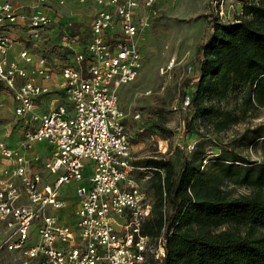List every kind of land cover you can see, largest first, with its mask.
<instances>
[{"label": "built area", "instance_id": "built-area-1", "mask_svg": "<svg viewBox=\"0 0 264 264\" xmlns=\"http://www.w3.org/2000/svg\"><path fill=\"white\" fill-rule=\"evenodd\" d=\"M77 1L96 4L89 36L82 51L69 44L72 53L61 60L43 45L56 25L47 0H34L28 10L18 0H0V84L12 93L15 115L29 121L18 147L0 142V155L10 160L0 172V254L19 253L13 264L162 262L164 235L143 234L152 204L135 176L140 167L120 101L121 89L140 76L139 38L158 16L159 0ZM14 29L18 41L10 36ZM190 102L188 93L183 108ZM39 143L48 145V157L37 151ZM64 187L75 197L70 223L60 217L68 207ZM36 229L38 241L29 245Z\"/></svg>", "mask_w": 264, "mask_h": 264}, {"label": "trees", "instance_id": "trees-1", "mask_svg": "<svg viewBox=\"0 0 264 264\" xmlns=\"http://www.w3.org/2000/svg\"><path fill=\"white\" fill-rule=\"evenodd\" d=\"M240 1L243 13L235 20H209L192 60L194 76L186 79L191 102L182 116L187 132L199 138L192 154L185 140L178 169L164 155L134 160L152 172V213L143 234L166 239L163 261L146 264H264V159L239 150L264 148V122L252 123L264 110V0ZM49 48L55 56L72 53ZM124 123L133 141L136 123ZM240 124L247 126L215 144L219 150L210 156L207 143ZM237 186L247 191L237 194Z\"/></svg>", "mask_w": 264, "mask_h": 264}, {"label": "rangeland", "instance_id": "rangeland-1", "mask_svg": "<svg viewBox=\"0 0 264 264\" xmlns=\"http://www.w3.org/2000/svg\"><path fill=\"white\" fill-rule=\"evenodd\" d=\"M30 2L31 0H22ZM55 4L56 0H47ZM77 0H67L60 10L64 16L62 20L74 30L72 34H66L59 28L52 26L50 33L45 36L44 46L50 56L49 46L58 45L67 47L69 44L76 51L83 50V44L89 36L90 23L93 11H83ZM160 12L144 30L139 38L140 49L143 53L144 64L138 79L124 86L120 101L127 119H133L137 131L134 133L133 154L135 160H146L154 156L164 155L170 159L177 169L182 160L181 149L185 140L194 144L199 138L187 132L183 120V99L190 92L186 85V79L193 78L194 67L192 60L195 57L197 46L208 37V22L213 15H218L220 20L233 21L243 13V2L240 0H159ZM19 31L14 29L11 37L20 40ZM44 48V47H43ZM42 54V53H40ZM55 56V55H54ZM70 56L66 53L65 60ZM175 59L171 68V61ZM11 92L0 84V142L7 146H16L23 139L24 130L29 121L19 118L10 108L9 101L13 100ZM8 107V109L6 108ZM69 109H71L69 107ZM140 114L138 119L135 115ZM151 121L162 122L169 131L161 132L154 128ZM264 122V110L253 124ZM36 123L32 122V125ZM247 124L234 126L218 138H213L207 143V152L210 156L218 152L215 144L226 142L228 138L237 132H242ZM18 145V146H19ZM42 148V143H40ZM193 148V150H194ZM189 151V154H192ZM250 159H264V148L239 149ZM144 164L138 165L135 176L140 181L146 195L152 172H148ZM44 177L50 181L54 176L44 172ZM230 186H235L229 182ZM64 187L63 189H66ZM247 190L237 186L236 193H245ZM71 221L72 217L69 218ZM4 232V226L1 228ZM37 229L28 240L29 245L38 241ZM19 253L3 252L0 254V264H13L19 261Z\"/></svg>", "mask_w": 264, "mask_h": 264}, {"label": "crops", "instance_id": "crops-1", "mask_svg": "<svg viewBox=\"0 0 264 264\" xmlns=\"http://www.w3.org/2000/svg\"><path fill=\"white\" fill-rule=\"evenodd\" d=\"M65 1H67V0H65ZM32 2H34V0H31L30 2H24V1H22V0H18V3H19V5L23 8V9H27L28 10V8L30 9V5H31V3ZM49 3V2H48ZM49 4H51L52 6V10H54L55 12H56V25H55V28H59L62 24H64V21L62 20V17L64 16L63 14H61V13H65L66 12V10H63L64 12H61L62 10H60V8L62 7V6H60L59 5V0H56V2H55V4H52V3H49ZM66 4V3H65ZM79 5V4H78ZM78 8L79 7H82V10L83 11H87V12H89V11H95L96 10V4L93 2V1H90L86 6H84V5H79V6H77ZM94 14V13H93ZM93 16V15H92ZM18 50H19V47H18V45L14 48V50H13V52H12V55L15 57V56H17L18 55ZM41 81V80H40ZM123 89V88H122ZM122 89H121V91H122ZM121 91H120V94H121ZM11 95H12V93H10ZM9 106H10V108L12 109V107H13V111H14V101L13 100H10L9 101ZM7 109H8V107H6ZM9 110V109H8ZM18 145H19V142H17V145L16 146H10V147H18ZM40 143L39 144H37V147H36V149H37V151L38 152H40L41 153V155L43 156V158H46V157H48V155L50 154V151H49V147H48V145H46L45 143H42V148H40ZM8 164H10V160H7V159H5V158H3L1 155H0V172H1V170L5 167V166H7ZM63 196L65 197V198H67V200H68V207L65 209V210H63L62 212H60V217H61V220H62V222L63 223H70L71 222V220L69 219L70 217H71V213L73 212V209H74V201H75V197H74V193H72V191L71 190H69V189H66V190H64V192H63Z\"/></svg>", "mask_w": 264, "mask_h": 264}]
</instances>
